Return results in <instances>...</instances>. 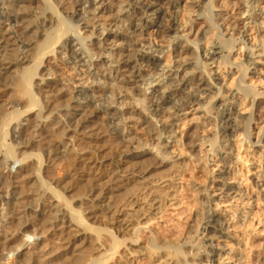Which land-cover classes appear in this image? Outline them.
<instances>
[{
    "label": "bare ground",
    "instance_id": "1",
    "mask_svg": "<svg viewBox=\"0 0 264 264\" xmlns=\"http://www.w3.org/2000/svg\"><path fill=\"white\" fill-rule=\"evenodd\" d=\"M173 1L119 0L115 20L120 24L112 33L111 24L100 23V14L109 13L107 0H0V87L13 93L17 87L20 93L0 101V215L7 218L0 225V233H7L0 234V264H9L11 253L15 264H106L122 247L126 264H264L260 0H204L199 9L189 2L201 0H186L183 7ZM224 6L230 11L215 13ZM194 16L202 17L204 25L196 27ZM108 42L118 58L103 78L96 72L103 67L97 69L92 60ZM213 49L217 54H211ZM143 51L165 56H140ZM61 66L73 78L65 77ZM61 92H68L65 100L71 102L64 116L58 114L62 103L55 100ZM128 113L139 116L135 121L145 139L129 131L126 120L134 116L124 117ZM187 114L188 129L181 131L178 122L185 124ZM67 132L73 134L61 142ZM9 135L20 153L8 143ZM78 136L90 141L93 155H75ZM57 139L51 149L49 143ZM36 144L52 153L53 163L77 162L68 190L85 184L87 195L77 200L79 207L42 177L40 153H28ZM148 155L160 169L155 181L145 168L127 166L130 159ZM16 161L22 162L20 169L5 172ZM192 163L206 171L209 181L191 180L196 213L179 232L158 236L151 225L167 208L182 203L177 185ZM29 184L35 187L30 192L25 189ZM124 197L129 202L116 210ZM85 198L87 203L81 201ZM15 211L19 225L8 233ZM97 222L108 228L95 227ZM30 235L42 242L29 244ZM58 242L60 248L52 249Z\"/></svg>",
    "mask_w": 264,
    "mask_h": 264
},
{
    "label": "rangeland",
    "instance_id": "2",
    "mask_svg": "<svg viewBox=\"0 0 264 264\" xmlns=\"http://www.w3.org/2000/svg\"><path fill=\"white\" fill-rule=\"evenodd\" d=\"M185 1L186 0H180V3L182 4V7H183V5H185ZM204 0H201L200 2L201 3H193L192 1H190L189 2V4L192 6H195L197 9H199L201 6H199V5H203V4H205V2H203ZM118 2H119V0H107V4H109V9H108V11H109V13H106L104 16H103V14L101 15L100 14V17H102V20L100 19V23L102 24V25H106L107 27L111 24V26L109 27L110 29H113V32L112 33H115L116 31H117V29L116 28H114V25H119L120 24V22L118 21V20H115V19H117L118 17L116 16V11H117V4H118ZM203 2V3H202ZM221 2H222V0H221ZM174 3V1L173 0H164V4L165 5H171V4H173ZM259 5V7H258V12H257V15L258 14H261V15H264V0H260L259 1V3H258ZM111 6V7H110ZM60 9V8H59ZM230 11V9H227L225 6L222 8V9H218V10H216V14H219V13H223V14H225V13H227V12H229ZM177 14V13H176ZM176 14H173V15H169V18L167 17V19L166 20H169L170 19V16H171V19H173L175 16H176ZM232 14V16H234L235 15V13H231ZM155 15H152L151 17H150V19L151 20H154L155 19ZM170 19V20H171ZM194 20H195V26L196 27H200V26H202V25H204V20H203V18L202 17H199V16H194V18H193ZM122 23V22H121ZM108 28V29H109ZM109 29V30H110ZM156 30V29H155ZM18 31L19 32H21L22 31V29L21 28H18ZM86 31H89V27L88 28H86ZM157 31V30H156ZM22 33V32H21ZM72 33V32H71ZM108 34L107 33H105V35L103 36V37H101L100 39H101V41H103V39L107 36ZM81 36H83V34L81 35ZM157 36H159V32L156 34V37ZM249 34H247L246 35V39H248L249 38ZM73 37H77V34H75V33H73ZM144 39L147 41L148 39H149V36H148V33L147 32H145V37H144ZM92 41H94V43H97V40H96V38H94V39H92ZM112 41V40H111ZM110 41V42H111ZM110 42H108V43H106V44H104V45H102V47L104 46V49L103 48H101V49H99V51L100 52H102L101 54V56L100 57H98L97 58V56L96 55H94L93 57V60H92V62L93 63H96L98 66V68L97 69H100V68H102L103 67V69H100V70H96V72H99V74L103 77V78H105V77H107L108 75L110 76V70L111 69H113L115 66H116V64L114 63L115 62V59H117L118 58V56L115 54V49H116V47H113V43H110ZM88 45H91L92 43L90 42V41H87L86 42ZM82 47H80V45L78 46H76V48L74 49L75 50V52H78V54H80L81 52H82V49H81ZM95 48V47H94ZM112 49H114V52H113V50ZM92 52V54H95V50L93 51V50H91ZM141 52V51H140ZM212 53L211 54H213L214 52H215V54H217V52H216V49H213L212 51H211ZM90 53V54H91ZM115 54L114 55V57H109V54ZM147 55V56H154V57H156V58H159V59H163L164 58V54H162V55H160V54H158V53H156V52H151V51H143L142 53H140V56L141 55ZM89 56V53H88V51L86 52V54L85 55H83V57L82 58H86V57H88ZM89 59V58H88ZM106 62V66H104V63ZM65 66H61V69H62V74L66 77L67 75H69L70 77H72L73 78V76H72V74H70V70L68 69V68H64ZM251 70L252 71H255V69H253V67L251 68ZM99 75V77L101 78V76ZM116 76V74L115 73H112V75H111V78H113V77H115ZM213 76H214V79H215V82L216 83H219L220 81H219V78H218V76H217V73H215V72H213ZM50 79H52V78H50ZM107 82H111V83H113V85H116V82L114 81H112L111 79H109ZM50 85L49 86H53L52 87V89H54L55 88V85H54V83L53 82H51V83H49ZM157 86V84L155 83L154 85H151L150 87H149V93L155 88ZM16 89V90H15ZM42 90H49V89H47L46 88V86H43L42 88H41ZM19 89H17V87H15L14 88V93L12 92V91H10L9 89H6V88H3V87H0V101H5L6 99H7V97L9 96V94H12V97H17L18 95L20 96V93H19V91H18ZM10 92H12V93H10ZM13 94H14V96H13ZM18 94V95H17ZM65 94V95H64ZM68 92H66V93H60V94H57V95H59V96H52V98L54 99V97H55V100L57 99L60 103H62V105H61V107H60V110L58 111V114H60V116H64V115H66L67 114V112L69 111L68 110V107H67V103L68 104H71V102H67L66 100H65V98H68V97H66V96H68ZM8 95V96H7ZM125 94H123V95H121L120 97H122V96H124ZM18 96V97H19ZM50 97V96H49ZM48 97V98H49ZM119 97V96H118ZM51 98V97H50ZM123 100H125V99H123ZM65 101H66V103H65ZM24 103H26V101H23L22 103H21V105H25ZM263 106H264V104H263ZM21 107V106H20ZM120 108H121V110L122 111H125V109L127 108V107H123V105H121L120 106ZM188 107H186V109H187ZM260 110H263V108H260ZM187 112H188V110H187ZM182 112H180L179 114H180V117H184V113H182ZM260 114H261V112H257L256 113V118L258 117V116H260ZM183 115V116H182ZM130 116H134V121H130V120H126V123L128 124V129H129V131H132V134H133V137H135L136 136V138H139V137H143V139H145L146 138V135H145V131L143 130V127L139 124V123H137L135 120L139 117L138 115H131V113H128V114H125V116L124 117H126V118H128V117H130ZM138 116V117H137ZM80 117L81 116H79V117H76V120H71V124H73L74 123V121L76 122L77 121V119H80ZM136 118V119H135ZM195 118H196V116H194L193 114H190L189 115V119H191V120H195ZM65 119H67L66 117H65ZM184 119V118H183ZM98 123L100 124L99 126V129L100 130H105V128H104V123H103V121H99L98 120ZM184 123V120H183V122L181 121V122H178V125L179 126H181L180 128H182V129H179V130H181V131H186L187 129H188V114H187V116H186V122H185V124H183ZM75 124V123H74ZM104 125V126H101V125ZM102 127H103V129H102ZM70 134H73V133H69V132H67L66 133V135H65V137L64 138H62L61 140L60 139H57V140H55V142H51V143H49L50 144V148L51 149H53L52 147L56 144V142H62V141H65L66 142V139H67V137H68V135H70ZM9 138L10 139H8V143H10V144H12V147L13 148H15V150H16V152H18V153H20V150L18 149V146H17V144H15V143H13L12 142V140H11V136L9 135ZM60 140V141H59ZM67 142H69V141H67ZM53 143V144H52ZM109 143V142H108ZM74 144L76 145V149H75V155L76 156H78L82 151H83V153H84V155H86V156H91V155H93L94 154V152H93V150L91 149L93 146H92V144L90 143V141L88 140V139H85V138H83V137H81V136H78V138L77 139H75L74 140ZM38 145H39V147H38ZM52 146V147H51ZM136 146V145H135ZM37 147V148H36ZM91 147V148H90ZM108 147V146H107ZM39 148V149H38ZM37 149V150H36ZM40 150V151H39ZM145 150V148L144 149H142V150H140L141 152L142 151H144ZM31 152H34V153H37L38 154V152L40 153V154H38L39 156H40V161L42 162L41 164H42V169H44L43 171V173H42V177L45 179V180H48V181H50L52 184H53V188H57V189H59L60 190V192L63 194V197L64 198H66V200L69 202V203H71L73 206H75V207H79L80 206V204H78L77 203V200L79 199V198H81L82 196H86L87 195V189L85 188V184H82V183H78L79 185H75V187L74 188H72V190L71 191H69L68 190V186H70L69 184H71L72 182L70 181V179L72 180V178H71V175H72V171H73V168L74 167H76V163L77 162H68V163H64V162H60V161H58V162H55V163H53L51 160V158H52V153L50 154V153H47V152H44V151H42L41 149H40V144H36V145H34V148H32L28 153H31ZM105 153H107V151L105 152ZM21 155V154H20ZM143 160V161H142ZM142 160H137V159H130V163H129V165H127V166H130V169H132V170H141V169H143V168H145V170L147 171V173H148V177H150V181H155V180H157L159 177H161L160 176V169H157L156 167V165H155V161H153L154 160V158H152V156L151 155H148V156H146L145 157V159H142ZM145 160V161H144ZM141 164H139V163ZM139 165H138V164ZM54 164V165H53ZM193 164H195V163H192V170L191 171H187L186 173H185V178H183V180H181V181H179L178 182V185H177V188L179 189V193H180V195H181V199L180 200H182L181 202L182 203H178V204H175V206L174 205H172V206H170L169 208H167V212L165 213V216L163 217V218H160L158 221H156V222H153L152 223V227H151V229L153 230V232L154 233H156L158 236H163V235H170L171 233H177V232H179L180 230H182V228L185 226V225H187L190 221H191V219L194 217V215H195V213H196V209H197V207L195 206V200L193 199L194 197H195V195H194V192H193V190H192V188L190 187V184H191V180H194L197 184H199V185H205V184H208L209 183V181H208V177H207V173H206V171L204 172L203 170L201 171V169H199L197 166H195V165H193ZM22 165V162H20V161H16V162H14V163H12V165H10V167H8V168H6V170H5V172H11V173H16L19 169H20V166ZM33 165V164H32ZM151 165V166H150ZM126 166V167H127ZM156 166V167H155ZM152 178V179H151ZM70 181V182H69ZM35 187L34 186H32V184H29V185H26L25 186V189L26 190H28L29 192L30 191H32L33 189H34ZM86 189V190H85ZM138 192V191H137ZM140 193L138 192V194H135V196H138ZM90 195V194H89ZM84 196V197H85ZM125 198V200H119V202H117L116 204H117V208H116V210L117 209H119L121 206H123L125 203H127V202H129L128 200H129V197H124ZM27 199V198H26ZM86 199V198H85ZM128 199V200H127ZM81 200V199H80ZM82 202H84V203H87V201H88V199H86L85 201L84 200H81ZM127 201V202H126ZM108 203V201L105 203V204H107ZM177 205V206H176ZM3 216V215H2ZM5 216V215H4ZM0 218L2 219H0V225L1 224H4L5 223V221H7V218H2L1 217V215H0ZM4 219V220H3ZM10 222H11V224H8V233H11V232H13L14 230H16L17 228H18V225H19V223H18V214H17V212L15 211L14 212V215H13V218L10 220ZM90 223H93V222H95V221H89ZM94 226L95 227H98V228H108V226L106 225V224H104V223H100L99 224V222H97V223H95L94 224ZM32 228H34V226H32L31 227V229ZM106 228V229H107ZM1 230V229H0ZM102 230H104V229H102ZM103 233H102V235L103 234H105V232L104 231H102ZM147 232H149V231H146V233ZM30 233H32V230H30ZM0 234H2L3 236H5V235H7V233L6 234H3V233H0ZM103 237H104V239H107V237H106V235L104 236L103 235ZM106 237V238H105ZM16 240V238L14 239V241ZM28 242H29V244H31V245H34V244H36V243H41L42 241V238L40 237V236H33V235H30V237H29V239H26ZM143 240L145 241L146 239L145 238H143ZM59 243V242H58ZM58 243H53V245H52V249H58V248H60V243L58 244ZM57 244V245H56ZM124 252H125V250L123 249V247L122 248H120V251H119V253H117V255L114 257V260H112V261H109L108 263H106V264H126V263H123V262H125V260H123L124 258H123V254H124ZM58 253V252H57ZM12 258H13V254L11 253V255L9 254V256H8V261H9V264H15L14 263V261L12 260ZM63 261V260H62ZM62 261H60V262H62ZM141 260H137L136 261V263L138 264V263H141V264H144V260H142L141 262H140ZM136 263H134V264H136Z\"/></svg>",
    "mask_w": 264,
    "mask_h": 264
}]
</instances>
